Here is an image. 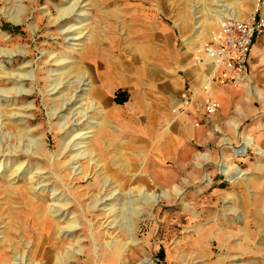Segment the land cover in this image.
I'll use <instances>...</instances> for the list:
<instances>
[{
    "label": "rangeland",
    "instance_id": "374dc122",
    "mask_svg": "<svg viewBox=\"0 0 264 264\" xmlns=\"http://www.w3.org/2000/svg\"><path fill=\"white\" fill-rule=\"evenodd\" d=\"M225 6L0 0V264H264V37L210 115L196 60Z\"/></svg>",
    "mask_w": 264,
    "mask_h": 264
},
{
    "label": "built area",
    "instance_id": "2783aa9c",
    "mask_svg": "<svg viewBox=\"0 0 264 264\" xmlns=\"http://www.w3.org/2000/svg\"><path fill=\"white\" fill-rule=\"evenodd\" d=\"M253 11L245 19L235 17L230 11H223L218 33L203 45V58L198 63L209 62L212 70L209 83L247 85L252 83L251 55L254 46L264 37V0H249ZM208 99L206 114L216 113L220 104L211 94L210 85L205 86ZM188 102H186L187 104Z\"/></svg>",
    "mask_w": 264,
    "mask_h": 264
},
{
    "label": "bare ground",
    "instance_id": "6f19581e",
    "mask_svg": "<svg viewBox=\"0 0 264 264\" xmlns=\"http://www.w3.org/2000/svg\"><path fill=\"white\" fill-rule=\"evenodd\" d=\"M232 6H230V7H227V6H225V10L226 11H230L231 12V10H232ZM73 9H74V7L71 9V10H67V12H65V18H67L68 16H70L72 13H73ZM232 13V12H231ZM235 17H237V18H239L240 16H239V12H236L235 11V9H233V13H232ZM63 16V15H62ZM63 16V17H64ZM222 17V16H221ZM221 17H220V19H221ZM60 19H62V18H60ZM160 35H162V31L159 33V37H162V36H160ZM203 45H204V43H203ZM108 61V60H107ZM111 63H112V61H111ZM113 64V63H112ZM105 69H106V72H107V75H106V78H105V80H110V81H113L114 82V79H115V72H114V65H111V67L110 66H107V67H105ZM148 72V71H147ZM148 75V74H147ZM209 73H208V75H207V77H206V80H205V83H204V85L207 87V85H210V87H211V84L212 83H209ZM81 84H83L82 86H86V87H88L89 85H90V83L88 82V79H86V78H82V80H81ZM114 84V83H113ZM246 86V85H245ZM247 86H250L249 84H247ZM88 91V90H87ZM106 93H109V92H106ZM95 94H100V95H102L103 96V93L101 92V91H99L98 92V90H96V92H95ZM94 94V95H95ZM237 127V126H236ZM226 141V140H225ZM227 143L226 144H228L229 143V140H227L226 141ZM246 142H247V145L246 146H244L243 147V150H245L246 151V149L248 148V145L249 144H254V139L253 138H250V137H247V140H246ZM78 146V145H77ZM227 171V170H226ZM148 198V197H147ZM147 264V263H146Z\"/></svg>",
    "mask_w": 264,
    "mask_h": 264
},
{
    "label": "crops",
    "instance_id": "0c3cea01",
    "mask_svg": "<svg viewBox=\"0 0 264 264\" xmlns=\"http://www.w3.org/2000/svg\"><path fill=\"white\" fill-rule=\"evenodd\" d=\"M253 50V49H252ZM196 60H197V58H196ZM198 64V63H197ZM199 65H204L205 67H207V70H209L210 69V72H211V70H212V66H211V64L209 63V62H204V63H199ZM251 66V65H250ZM210 72H209V74H210ZM212 84H215L216 85V83H212ZM211 84V85H212ZM223 86V85H222Z\"/></svg>",
    "mask_w": 264,
    "mask_h": 264
},
{
    "label": "trees",
    "instance_id": "16d2710c",
    "mask_svg": "<svg viewBox=\"0 0 264 264\" xmlns=\"http://www.w3.org/2000/svg\"><path fill=\"white\" fill-rule=\"evenodd\" d=\"M120 94L123 95L124 93L119 92L118 95H120ZM118 97H119V96H117L115 99H116V102L119 103V104H123V103H125V102L127 101L125 98L122 99V100H119V101H118V99H119Z\"/></svg>",
    "mask_w": 264,
    "mask_h": 264
}]
</instances>
